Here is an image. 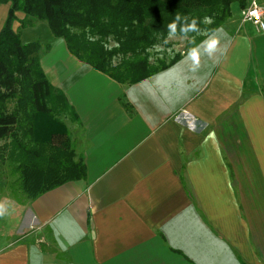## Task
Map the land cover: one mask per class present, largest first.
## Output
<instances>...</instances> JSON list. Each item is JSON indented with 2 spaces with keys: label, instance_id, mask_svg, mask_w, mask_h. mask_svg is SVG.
I'll return each mask as SVG.
<instances>
[{
  "label": "crops",
  "instance_id": "obj_1",
  "mask_svg": "<svg viewBox=\"0 0 264 264\" xmlns=\"http://www.w3.org/2000/svg\"><path fill=\"white\" fill-rule=\"evenodd\" d=\"M239 10L219 26L218 61L195 68L187 52L134 84L16 12L13 30L39 40L42 71L77 117L86 173L3 214L0 264H264V32Z\"/></svg>",
  "mask_w": 264,
  "mask_h": 264
},
{
  "label": "trees",
  "instance_id": "obj_2",
  "mask_svg": "<svg viewBox=\"0 0 264 264\" xmlns=\"http://www.w3.org/2000/svg\"><path fill=\"white\" fill-rule=\"evenodd\" d=\"M9 9L0 29V151L19 170L26 198L66 181L83 179L81 156L74 160L70 133L51 115V103L77 117L63 94L46 79L40 66L39 40L22 43L12 24L22 11V28L45 21L55 37L64 39L68 51L122 84H134L177 62L199 44L209 29L231 16V5L246 0H0ZM196 18L202 30L188 33L185 50L168 62L149 61V49L168 36L175 15ZM205 16L213 23L204 24ZM179 33V25L177 29ZM113 42L115 45H109ZM46 49L49 45L45 46ZM118 58V62L114 59ZM14 100L11 110L7 102ZM131 113V107L121 100ZM2 157V154H0Z\"/></svg>",
  "mask_w": 264,
  "mask_h": 264
},
{
  "label": "rangeland",
  "instance_id": "obj_3",
  "mask_svg": "<svg viewBox=\"0 0 264 264\" xmlns=\"http://www.w3.org/2000/svg\"><path fill=\"white\" fill-rule=\"evenodd\" d=\"M241 11V8L239 12ZM165 39L168 43L165 44ZM164 40H158L156 44L149 49V61L150 63L157 65L158 62H168L174 54L178 52H183L186 46V37L183 35H176L169 38L168 36ZM109 45H115L111 42ZM157 47L162 48L163 51H158ZM114 62H118V58L114 59ZM14 100H9L7 102V107L9 110L12 109L14 105ZM49 107L52 108L51 115L53 118H57L61 121L66 128L69 130L70 135L73 137L78 133L76 129L75 119L72 114L67 109H59L58 105L51 103ZM1 145V144H0ZM0 156V206H2L3 214L7 213L8 210L13 206V204H23L26 201V196L21 192L19 170L16 163L8 160L7 154L2 153ZM3 214H0V228L3 226Z\"/></svg>",
  "mask_w": 264,
  "mask_h": 264
},
{
  "label": "clouds",
  "instance_id": "obj_4",
  "mask_svg": "<svg viewBox=\"0 0 264 264\" xmlns=\"http://www.w3.org/2000/svg\"><path fill=\"white\" fill-rule=\"evenodd\" d=\"M204 24L213 23V18L210 16H205L201 21ZM179 25V33L183 36H187L188 33H198L200 34L202 30L198 26V20L196 18H189L188 16L181 17L180 15H175V18L167 26L168 37H174L177 35V29ZM207 38L202 41L199 45L191 48L188 51L185 59L190 60L195 68L200 67V56L205 55L207 58L212 59L214 62L218 61L221 56L226 52L227 45H221V39L226 37L222 27H217L214 29H209ZM165 44L168 40L165 39ZM158 51H163L162 48L157 47ZM0 214H3L2 206H0Z\"/></svg>",
  "mask_w": 264,
  "mask_h": 264
},
{
  "label": "built area",
  "instance_id": "obj_5",
  "mask_svg": "<svg viewBox=\"0 0 264 264\" xmlns=\"http://www.w3.org/2000/svg\"><path fill=\"white\" fill-rule=\"evenodd\" d=\"M241 18L250 22L258 31L264 32V0H246V6L241 8Z\"/></svg>",
  "mask_w": 264,
  "mask_h": 264
}]
</instances>
